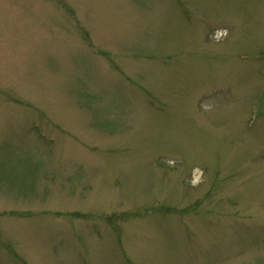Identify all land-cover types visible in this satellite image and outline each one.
<instances>
[{"label": "rangeland", "instance_id": "1", "mask_svg": "<svg viewBox=\"0 0 264 264\" xmlns=\"http://www.w3.org/2000/svg\"><path fill=\"white\" fill-rule=\"evenodd\" d=\"M0 264H264V0H0Z\"/></svg>", "mask_w": 264, "mask_h": 264}]
</instances>
